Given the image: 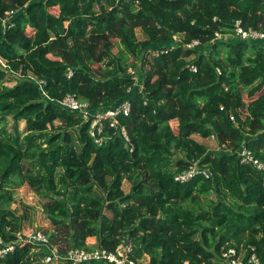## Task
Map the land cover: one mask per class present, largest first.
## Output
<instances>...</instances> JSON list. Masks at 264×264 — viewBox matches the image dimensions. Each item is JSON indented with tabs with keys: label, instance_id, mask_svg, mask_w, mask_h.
Masks as SVG:
<instances>
[{
	"label": "trees",
	"instance_id": "1",
	"mask_svg": "<svg viewBox=\"0 0 264 264\" xmlns=\"http://www.w3.org/2000/svg\"><path fill=\"white\" fill-rule=\"evenodd\" d=\"M9 11L13 26L0 24V188L18 178L13 186L47 198L41 231L52 247L114 252L127 236L139 263L226 264L221 254L233 248L264 264V168L238 155L244 147L264 166V46L214 40L235 21L264 32V0H0V19ZM240 87L250 88L248 103ZM66 95L93 113L128 100L130 114L114 127L104 121L98 146L81 115L58 105ZM194 164L211 177L174 180ZM3 196L0 238L14 243L27 218ZM48 254L16 242L0 263L45 264Z\"/></svg>",
	"mask_w": 264,
	"mask_h": 264
},
{
	"label": "built area",
	"instance_id": "2",
	"mask_svg": "<svg viewBox=\"0 0 264 264\" xmlns=\"http://www.w3.org/2000/svg\"><path fill=\"white\" fill-rule=\"evenodd\" d=\"M14 15L15 12L13 11L7 12L6 17L0 19V24L6 28L12 27L13 24L10 25L9 22L12 20ZM233 39L238 41L259 42L264 46V32L257 29L244 28L240 21H235L233 23L229 33H216L214 40L227 42ZM178 42V37L175 36L174 44L177 45ZM198 46L199 42L197 41H193L186 45V47L189 49H193ZM192 71L195 72V68H192ZM71 74V70L67 69L66 75L68 78L71 76ZM129 74L134 75V72L129 70ZM38 83V85L42 87L43 82L39 81ZM57 103L60 107L81 115L83 121L89 124V135L98 146L102 144L104 139L102 136L104 121H109L110 127H114L117 125L116 118L121 116L127 117L131 110V105L128 100H124L114 109L98 111L95 113L89 109V106L86 103L79 101L73 95H66L61 101ZM121 133L126 138L123 129ZM238 155L240 157L241 163H252L258 170L264 168L263 164L260 161L254 159L250 151H248L246 148L242 147L238 151ZM198 174L202 175L205 179H209L211 177V172L208 169H198V167L194 164L182 174L176 175L174 180L182 184L188 182ZM16 242L46 246L49 249V254L42 258V261L45 264H58L62 259L71 260L73 264L90 261H105L109 264H140L137 260L133 259L134 244L133 241L127 236L121 237V241L114 252H107L102 249H94L90 253L70 250L66 254H61L56 248L50 245L47 235L41 231L28 232L26 234L19 232L14 243ZM14 243H5L0 238V261L4 259L7 254L13 251ZM221 258L226 264H260L258 258L254 254H250L248 257H243V254H237L233 248H229L224 251L221 254Z\"/></svg>",
	"mask_w": 264,
	"mask_h": 264
},
{
	"label": "rangeland",
	"instance_id": "3",
	"mask_svg": "<svg viewBox=\"0 0 264 264\" xmlns=\"http://www.w3.org/2000/svg\"><path fill=\"white\" fill-rule=\"evenodd\" d=\"M49 11L53 14H57V12H58L56 8L49 9ZM28 32H30V30H28ZM136 34H137L139 39L142 38L140 31L137 30ZM115 52H117L116 48L114 49V53ZM12 85H13L12 83L7 82V86H12ZM136 88L141 90V82L140 81H138L136 83ZM249 90H250V88L240 87V92L242 93L243 100L245 103H248V101L250 100L249 97L247 96V93L249 92ZM240 112H241V115L243 116L242 118H244V115H245L244 110H241ZM7 122L8 123L5 127L7 133H10L12 135H16V132L13 129L14 124H13L10 117L7 118ZM59 124L60 123L58 121H56L54 123V126L58 127ZM170 125L173 128L176 127L175 122H171ZM17 128H18V131H17L18 135L20 136V138H23L25 136L24 123L19 122L17 124ZM52 131H53V129L49 130L48 132H52ZM70 134L72 137L73 145L77 146L74 132L70 131ZM192 138L195 141L203 144L208 149L209 152L217 153V154L221 152V149L217 146L215 140H213L211 138L203 139L197 135H193ZM0 179L2 181L1 176H0ZM14 182H19V179L18 178H10L7 181V184L3 188H0V195H4L3 197H6L8 199V202L4 204L5 208L14 210L18 214H21V215L23 214L26 216L27 219H26V221H24L25 227L23 228V230L21 232L26 234L28 232L41 231L43 228L48 227L49 222L46 219L44 211H43V204H45V202L47 201V198L44 199L41 196H38L35 192H33L31 187H29L25 183L20 184V186H18L16 188V186H13ZM130 186H131V182L128 180H125L122 184L123 192L127 193L130 190ZM210 199H214V196L211 195ZM97 242H98V239L96 237H90V238L86 239V244L89 246L96 247ZM60 246L64 247L63 245H60ZM35 252H36V254L39 255V252L37 250L32 251V249H31V251H30L31 254H33ZM143 259H144V257H143ZM140 264H148V260H146V258H145L144 261H140Z\"/></svg>",
	"mask_w": 264,
	"mask_h": 264
},
{
	"label": "crops",
	"instance_id": "4",
	"mask_svg": "<svg viewBox=\"0 0 264 264\" xmlns=\"http://www.w3.org/2000/svg\"><path fill=\"white\" fill-rule=\"evenodd\" d=\"M57 9V8H56ZM92 247H94V246H92ZM146 258V260H148V257H144V259ZM144 259L142 260V261H144Z\"/></svg>",
	"mask_w": 264,
	"mask_h": 264
},
{
	"label": "water",
	"instance_id": "5",
	"mask_svg": "<svg viewBox=\"0 0 264 264\" xmlns=\"http://www.w3.org/2000/svg\"><path fill=\"white\" fill-rule=\"evenodd\" d=\"M1 180V179H0Z\"/></svg>",
	"mask_w": 264,
	"mask_h": 264
}]
</instances>
